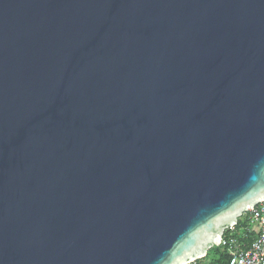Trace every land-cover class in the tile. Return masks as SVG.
I'll return each mask as SVG.
<instances>
[{"label": "water", "instance_id": "water-1", "mask_svg": "<svg viewBox=\"0 0 264 264\" xmlns=\"http://www.w3.org/2000/svg\"><path fill=\"white\" fill-rule=\"evenodd\" d=\"M264 202V0H0V264H193Z\"/></svg>", "mask_w": 264, "mask_h": 264}, {"label": "built area", "instance_id": "built-area-1", "mask_svg": "<svg viewBox=\"0 0 264 264\" xmlns=\"http://www.w3.org/2000/svg\"><path fill=\"white\" fill-rule=\"evenodd\" d=\"M244 216L247 219V224L240 232L249 230L250 233L256 235V239L246 247L243 242L231 237L233 233L239 234L234 227L229 229L231 231L230 238L224 241L222 239L221 244L217 247L228 249V264H264V202L249 210Z\"/></svg>", "mask_w": 264, "mask_h": 264}, {"label": "trees", "instance_id": "trees-1", "mask_svg": "<svg viewBox=\"0 0 264 264\" xmlns=\"http://www.w3.org/2000/svg\"><path fill=\"white\" fill-rule=\"evenodd\" d=\"M246 224L247 219L245 216H243L239 219L238 224L235 227L239 234L233 233L231 237L236 238L239 242H243L245 246L248 247L256 239V235L254 233H250L249 230L240 232L243 227H246ZM230 235L231 231L227 230L223 236V241L230 238ZM227 251L228 249L224 247H214L207 253L204 259L195 263L200 264L204 261H207L211 264H228L229 256L227 254Z\"/></svg>", "mask_w": 264, "mask_h": 264}, {"label": "rangeland", "instance_id": "rangeland-1", "mask_svg": "<svg viewBox=\"0 0 264 264\" xmlns=\"http://www.w3.org/2000/svg\"><path fill=\"white\" fill-rule=\"evenodd\" d=\"M209 262H207V261H204V262H202V263H200V264H208ZM194 264H196V263H194Z\"/></svg>", "mask_w": 264, "mask_h": 264}]
</instances>
